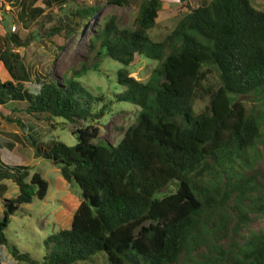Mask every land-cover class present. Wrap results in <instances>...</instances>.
I'll return each mask as SVG.
<instances>
[{
    "label": "trees",
    "instance_id": "obj_1",
    "mask_svg": "<svg viewBox=\"0 0 264 264\" xmlns=\"http://www.w3.org/2000/svg\"><path fill=\"white\" fill-rule=\"evenodd\" d=\"M106 3L123 6L129 0ZM161 6V0H138L132 28H119L116 16L109 14L90 35L95 61L107 56L128 65L135 54L158 61L146 82L118 71V83L125 89L114 99L131 102L139 110L110 147L95 142L97 124L107 112L104 97L92 95L75 78L96 67L95 61L71 70L67 78L33 79L16 52L0 50V105L14 101L52 127L56 118L80 123L71 130L76 135L73 145L51 139L43 147L31 140L38 154L59 166L67 182L77 184L82 199L69 226L44 238L40 258L12 245L16 260L73 264L102 251L109 264H178L183 251L191 253L210 236L226 234L223 219H218L224 216L228 198L218 192L224 177L235 180L240 203L251 200L256 176L237 168L250 162L247 152L263 134L264 115L259 108L248 110L231 95L263 96L264 10L250 0H202L162 39L152 40L147 31L155 25ZM101 7L80 5L73 15L88 21ZM41 9L34 6L17 19L23 21ZM62 30L53 27L51 33ZM73 30L68 26L66 34ZM8 39L24 46L29 37L21 39L13 32ZM211 68L217 71L218 86L204 89L208 105L194 112L198 89ZM6 117L23 126L19 118ZM32 134L33 128L29 139ZM6 147L15 159L0 160V244L8 242L4 229L18 207L47 192L46 181L19 161L21 147L11 142ZM206 170L220 178H203ZM5 180L18 186L15 197L3 196ZM172 182L174 190L161 194ZM251 203L264 214V203L256 199ZM247 211L239 206L241 214ZM213 264H264V231L251 235L236 255H222Z\"/></svg>",
    "mask_w": 264,
    "mask_h": 264
},
{
    "label": "rangeland",
    "instance_id": "obj_2",
    "mask_svg": "<svg viewBox=\"0 0 264 264\" xmlns=\"http://www.w3.org/2000/svg\"><path fill=\"white\" fill-rule=\"evenodd\" d=\"M200 1L202 0H161L162 6L155 18V25L147 31L149 37L152 40L162 39L173 28L178 18L198 5ZM250 1L254 6L264 10V0ZM93 4H99L102 7L92 19L81 20L73 15L78 6ZM34 6H41L42 11L24 18L23 21L17 19L21 13L24 16L27 13L30 14V9ZM137 6L138 0H129V3L123 6L106 3V0H0V50L9 49L16 52L33 79L37 77L43 79L47 76L59 77V75L67 78L71 70L78 69L82 64L91 66L95 61L96 47L92 49L88 42L97 24L106 15L114 14L119 28L130 29L133 26ZM68 26L74 30L66 34ZM53 27L64 30L53 34L51 33ZM13 32L21 39L29 37L28 43L24 46L15 45L8 39ZM95 62L96 67H90L75 78L92 95L101 94L104 97L107 112L97 124L100 133L95 142L110 147L109 143L115 144L122 136L124 129L135 121L139 110V107L131 102L114 99L116 93L125 89L124 85L118 83V71L122 70L135 80L146 82L158 61L135 54L133 61L128 65H123L107 56L99 57ZM217 86V71L211 68L201 88L198 89L193 103L194 112L202 111L208 105L209 94L205 93L204 89ZM231 96L240 100L248 110L261 109V114L264 115V91L263 96L262 93L255 92ZM6 116H10L13 120L19 118L23 126L16 121L8 120ZM53 123L54 127L36 119L23 108L20 109L14 101L0 105V160L15 159V156L8 152L9 149L6 153L5 148L8 142L12 145L18 144L23 155L19 161L29 164L30 172H37L47 183V192L42 199L34 197L31 202L21 204L10 216V221L4 229L8 242L0 244L1 264H26L12 256L10 249L12 245L20 251L29 252L34 258H40L44 253V238L69 226L72 213L82 199L77 184L67 182L62 177L59 166L38 154L31 143L32 139L43 147L51 139L60 140L67 145L76 143V135L71 130L80 123H72L61 118H56ZM29 125H33L31 139L28 138V133L32 129H28ZM261 125L262 136L247 152L250 162L237 169L245 174L256 176L250 199L264 203V116L261 119ZM202 177L211 180L220 178L212 170L204 171ZM234 182V179L224 177L218 185V192L228 196L224 216L218 217L220 220L223 219L226 234L210 236L208 241L200 244L191 253L183 251L178 264H213L222 255L234 256L251 235L264 231V214L259 212L256 206L251 205L253 204L251 200L239 202L237 190H234ZM5 183L7 190L3 196L15 197L19 192L18 186L11 180H5ZM174 188L175 183L172 182L163 188L161 194L173 191ZM239 206L246 207L248 211L245 215L239 212ZM1 214L0 212V216ZM73 264L109 263L105 253L100 251L89 259Z\"/></svg>",
    "mask_w": 264,
    "mask_h": 264
},
{
    "label": "built area",
    "instance_id": "obj_3",
    "mask_svg": "<svg viewBox=\"0 0 264 264\" xmlns=\"http://www.w3.org/2000/svg\"><path fill=\"white\" fill-rule=\"evenodd\" d=\"M14 29V28H13Z\"/></svg>",
    "mask_w": 264,
    "mask_h": 264
}]
</instances>
